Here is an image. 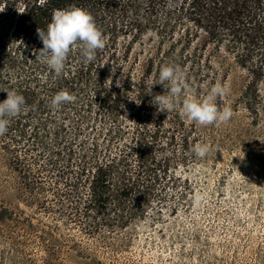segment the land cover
Here are the masks:
<instances>
[{
    "label": "trees",
    "instance_id": "16d2710c",
    "mask_svg": "<svg viewBox=\"0 0 264 264\" xmlns=\"http://www.w3.org/2000/svg\"><path fill=\"white\" fill-rule=\"evenodd\" d=\"M73 6L92 15L104 47L85 62L79 44L72 46L56 75L45 63L47 54L41 55L37 29L47 30L54 10ZM148 33L160 43L179 41L181 53L201 40L203 50L211 46L209 52L221 56L205 65L221 73L223 83L233 70L241 73L247 108L264 98V0H0V102L10 90L25 100L18 115L6 117L0 152L7 153L27 189L42 197L31 215L20 212L25 227L51 234L55 257L45 264H108L86 242H103L105 231L123 218L143 217L152 210L154 201L164 198L166 186L173 187L170 194L175 196L179 183H187L161 157L166 135L146 87L153 61L141 76L125 71L133 46ZM60 91L73 99L53 108L51 98ZM129 104L134 106L127 114ZM93 106L98 108L95 119L106 124L104 111L113 125L91 138L83 132L92 129L86 115ZM59 108L61 119L72 122L77 133L69 141H59V133H72L67 126H52ZM154 113L158 120L150 129L145 116ZM38 133H54L55 149H44ZM169 140L174 141L173 134ZM54 204L58 208L52 212ZM7 211L0 205V214ZM88 215L91 225L84 223Z\"/></svg>",
    "mask_w": 264,
    "mask_h": 264
},
{
    "label": "rangeland",
    "instance_id": "374dc122",
    "mask_svg": "<svg viewBox=\"0 0 264 264\" xmlns=\"http://www.w3.org/2000/svg\"><path fill=\"white\" fill-rule=\"evenodd\" d=\"M201 45V40L194 41L181 53L179 41L160 43L153 33H148L127 58L125 71L131 69L133 77L141 76L148 61H153L146 74L151 97L166 94L171 87L167 81L159 84L161 66L178 67L183 74L186 87L181 86L182 91L172 97V108L159 111L158 119L161 133L166 135L161 157L169 159L177 175L187 183H179L175 196L170 194L173 187L166 186L164 198L158 197L150 206L152 210L143 217L123 218L119 225L105 231L103 242H86L88 249L99 252L108 264H264V98L247 108L248 99L241 95V73L233 70L223 83L221 73L205 65L208 60L219 61L221 56L209 52L211 46L207 51ZM217 84L225 93L214 97L213 102L220 109H231L233 115L228 121L201 126L182 114L185 98L203 100ZM133 106L126 107L127 114ZM58 111L51 118L52 126H67L72 133H59V141H69L77 133L72 122L61 119V108ZM97 111L93 106L86 115L93 129L84 130L87 137H96L113 125L104 111L101 117L106 124L95 119ZM70 116L75 121V115ZM156 118V113L145 116L150 129ZM171 134L173 142L169 140ZM38 135L44 149H55L58 138L54 133ZM196 143L210 145L205 157L192 153ZM41 203L42 197L28 190L23 177L13 171L7 153L0 152V205L9 210L0 214V264H45L55 257L51 234L41 233L34 226L25 227L20 212L31 215ZM57 208L54 204L50 210ZM84 221L91 225L93 217L88 215Z\"/></svg>",
    "mask_w": 264,
    "mask_h": 264
},
{
    "label": "clouds",
    "instance_id": "9594fccd",
    "mask_svg": "<svg viewBox=\"0 0 264 264\" xmlns=\"http://www.w3.org/2000/svg\"><path fill=\"white\" fill-rule=\"evenodd\" d=\"M37 34L43 44L41 55L47 54L45 63L56 75L62 73L67 54L72 46L79 44L85 62L92 61L95 51L104 47L103 35L95 25L92 15L85 9L75 6L54 10L47 30L37 29ZM158 80L160 85H164L166 81L171 84L166 94L154 97L156 104L161 106L157 110L168 111L173 107L172 97L182 91L181 86L186 87L183 74L178 67L164 65L160 67ZM224 93L225 89L222 85H214L203 100L185 98L181 105V112L189 120L201 126L226 122L233 115L231 109L227 107L220 109L213 102L214 97ZM72 99L73 97L67 92L60 91L52 96L51 105L56 108ZM24 104V97L15 90L7 92V98L0 102V134L7 131L9 121L6 117L18 115ZM191 151L195 156L203 158L210 151V145L196 143ZM199 199L200 197H197V202Z\"/></svg>",
    "mask_w": 264,
    "mask_h": 264
}]
</instances>
